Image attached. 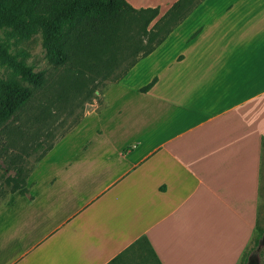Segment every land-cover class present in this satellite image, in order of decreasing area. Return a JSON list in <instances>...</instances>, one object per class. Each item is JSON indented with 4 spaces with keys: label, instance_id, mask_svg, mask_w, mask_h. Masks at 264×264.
<instances>
[{
    "label": "crops",
    "instance_id": "obj_1",
    "mask_svg": "<svg viewBox=\"0 0 264 264\" xmlns=\"http://www.w3.org/2000/svg\"><path fill=\"white\" fill-rule=\"evenodd\" d=\"M100 97L0 208V264H240L264 209V0H203Z\"/></svg>",
    "mask_w": 264,
    "mask_h": 264
},
{
    "label": "rangeland",
    "instance_id": "obj_2",
    "mask_svg": "<svg viewBox=\"0 0 264 264\" xmlns=\"http://www.w3.org/2000/svg\"><path fill=\"white\" fill-rule=\"evenodd\" d=\"M147 17L142 15L134 18L130 15L121 26L116 56L109 53L101 60L84 58L82 62L72 63L65 68H55L48 62L41 30L0 28V80L15 79L14 63L30 66L34 72L44 71L47 77L44 87L35 91L34 98L25 110L9 124L0 126V208L8 205L15 194H19L18 189L26 184L24 181L48 150L81 122L87 104L103 97L106 89L119 82L131 65L149 51L150 48L140 46ZM161 17L159 15L149 27L152 35L160 33L153 43H149V47L159 43L166 34L165 30L161 31L164 22L154 26ZM151 36L145 37L144 41L148 42ZM133 45L136 46L133 48ZM166 54L170 57L172 53ZM140 73L144 77L146 70L142 69ZM262 210L256 234L240 264H264Z\"/></svg>",
    "mask_w": 264,
    "mask_h": 264
},
{
    "label": "trees",
    "instance_id": "obj_3",
    "mask_svg": "<svg viewBox=\"0 0 264 264\" xmlns=\"http://www.w3.org/2000/svg\"><path fill=\"white\" fill-rule=\"evenodd\" d=\"M202 1L179 0L154 25L164 22L161 31L165 30L166 34L153 47H149V43H153L154 38L160 33L152 35L149 27L159 17V9L136 10L126 0H0V28L41 30L48 62L55 68H65L72 63L82 62L84 58L101 60L109 53L116 56L121 26L130 15L134 18L148 15L146 29L140 41L142 48H150L144 55L148 56ZM170 24L174 26L170 27ZM148 36L151 38L145 42L144 39ZM136 63H133L130 69ZM13 68L15 79L0 80V126L9 124L17 114L25 110L34 98L35 91L42 89L47 82L44 71L34 72L32 67L22 63H14ZM155 81L141 91L148 92ZM27 180L24 181L26 184L18 189L21 196L30 195ZM143 241L148 244L143 238L136 245Z\"/></svg>",
    "mask_w": 264,
    "mask_h": 264
}]
</instances>
